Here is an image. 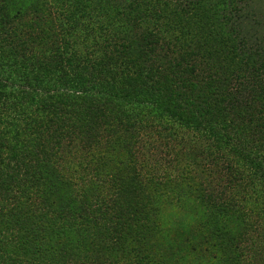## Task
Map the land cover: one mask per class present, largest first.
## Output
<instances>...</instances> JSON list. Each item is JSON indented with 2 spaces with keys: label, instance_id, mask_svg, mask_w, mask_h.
I'll return each instance as SVG.
<instances>
[{
  "label": "rangeland",
  "instance_id": "rangeland-1",
  "mask_svg": "<svg viewBox=\"0 0 264 264\" xmlns=\"http://www.w3.org/2000/svg\"><path fill=\"white\" fill-rule=\"evenodd\" d=\"M213 1L0 0V264H264V102Z\"/></svg>",
  "mask_w": 264,
  "mask_h": 264
},
{
  "label": "trees",
  "instance_id": "trees-1",
  "mask_svg": "<svg viewBox=\"0 0 264 264\" xmlns=\"http://www.w3.org/2000/svg\"><path fill=\"white\" fill-rule=\"evenodd\" d=\"M171 1L175 3L174 6H178L177 9L181 12L193 14L198 11V0ZM246 9L247 5L245 0H214V20H216V24L220 31L215 28V32L212 31L211 36L216 37L220 41V44L232 55V58L239 63V70L237 72L230 73L228 77H220L223 84L233 89L232 92L236 94V98L238 96H249L251 100L259 98L264 102V32L257 34L253 31V38L251 39H249L250 36L243 34L244 31L241 27L244 22L248 21V18L251 19L253 17L250 12H246ZM12 18L13 17H11L8 13L4 16L2 21H5V24H9ZM251 21L255 22V19H251ZM198 47L205 49L207 47V41H200ZM197 56L198 55L191 49L186 52L185 59L182 58V61L186 63L187 66H191L190 69L193 73L196 72V70H194L193 62ZM211 80L217 79L212 75ZM210 89L213 91L208 95L210 98L209 105H217L221 101L224 103L229 100L234 101V98L231 96L228 100V94L223 96L221 100L217 89L215 87H210ZM243 89H248V92L243 94ZM236 98L234 103H237ZM185 103L193 105V103L189 101ZM194 107L195 105L193 108ZM246 112L247 116L245 117H248L251 122L249 130L253 132H260V136H263L264 138V113H260L259 116H255L251 113L249 114L248 111H244L243 113ZM208 114H210V111Z\"/></svg>",
  "mask_w": 264,
  "mask_h": 264
}]
</instances>
